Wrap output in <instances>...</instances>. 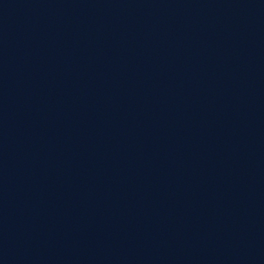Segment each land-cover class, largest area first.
<instances>
[{
	"label": "water",
	"instance_id": "1",
	"mask_svg": "<svg viewBox=\"0 0 264 264\" xmlns=\"http://www.w3.org/2000/svg\"><path fill=\"white\" fill-rule=\"evenodd\" d=\"M0 264H264V0H0Z\"/></svg>",
	"mask_w": 264,
	"mask_h": 264
}]
</instances>
